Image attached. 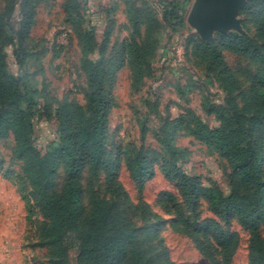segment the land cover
<instances>
[{
  "label": "trees",
  "instance_id": "16d2710c",
  "mask_svg": "<svg viewBox=\"0 0 264 264\" xmlns=\"http://www.w3.org/2000/svg\"><path fill=\"white\" fill-rule=\"evenodd\" d=\"M42 0H20V23L12 28L0 45V139L12 140V154L22 165L47 222L42 236L51 251V264H68L72 247H78V264H176L163 244L159 229L160 215L143 199L147 182L156 174L155 162L142 153L131 156L125 148L118 151L113 163L107 156L106 142L109 128V109L114 76L131 63L135 71L133 86L142 81L144 60L151 53L155 27L164 24L176 30L185 24L191 0H159L161 21L146 11L133 13L130 20L135 34L120 46L117 56L109 63L93 60L96 35L83 29V9L87 0H66L64 9L81 39L83 64L87 73L89 91L86 104L65 100L58 110L59 136L44 151L33 143V120L40 112L41 90L26 69L28 41ZM10 5V10L17 4ZM257 37L264 42V5L255 12ZM142 27H147L142 31ZM153 27V28H152ZM110 32L105 35V42ZM13 45L20 67L19 75L9 71L5 46ZM226 47L262 66L251 77V93L238 108L233 95L239 89L237 79L228 66L222 48ZM154 46H152L153 48ZM264 44L251 36L231 33L225 42L202 41L198 58L207 61L221 76L227 93V107L217 112L220 125L209 126L195 112L175 119H166L159 141L168 152L178 151L176 137L184 134L205 144L221 156L232 169L231 192L225 195L218 187L206 186L199 177L184 172L177 164L165 162V176L176 192H162L157 204L173 215L175 228L193 240L197 249L211 264H233L240 246L237 232L228 231L222 223L234 219L248 232V264H264ZM259 132L257 139L252 137ZM126 164L131 179L141 195L135 203L119 178L121 165ZM63 168L65 180L56 188L57 174ZM0 161V171L2 169ZM86 173L102 174L104 190L87 189ZM4 175L14 178L13 171ZM206 204L217 217L197 223L194 216ZM29 219L34 213L31 203ZM155 220V229L142 224ZM140 222H142L140 224ZM158 237L161 249L150 252L143 244Z\"/></svg>",
  "mask_w": 264,
  "mask_h": 264
},
{
  "label": "rangeland",
  "instance_id": "374dc122",
  "mask_svg": "<svg viewBox=\"0 0 264 264\" xmlns=\"http://www.w3.org/2000/svg\"><path fill=\"white\" fill-rule=\"evenodd\" d=\"M16 0H0V45L11 29H18L20 23V0L10 10ZM159 0H87L83 9V29H91L96 35L93 60L105 63L117 56L122 43L135 34V25L130 17L144 10L152 18L161 20ZM195 0H191L190 8ZM66 0H42L37 8L35 21L26 42L28 58L26 69L39 86L42 97L40 112L33 120V143L44 151L49 143L59 136L57 112L65 100L80 105L86 104L89 91L87 73L83 64L81 39L71 23L67 22L64 4ZM264 5V0H246L238 18L240 29L231 28L226 32L215 31L211 41H205L189 24L186 14L185 24L172 30L161 25L153 30L155 43L150 56L144 60L142 81L133 86L135 71L131 63L118 70L114 76L112 99L109 109V128L106 142L107 156L115 163L120 148H125L131 156L142 153L155 162L156 174L144 189L143 199L153 206L160 215L159 229L163 244L168 248L171 259L176 264H211L197 249L193 240L180 233L174 226L173 215L157 204L162 192H176L174 184L165 176V162L177 164L184 172L199 177L206 186L218 187L225 195L230 194L232 169L218 154L194 138L179 134L176 137L178 151L168 152L158 139L166 119H175L188 111L195 112L211 127L220 125L217 112L227 107V93L221 76L210 68V64L197 56V50L206 43L221 46L225 36L231 33L257 37L255 12ZM132 9V10H131ZM144 31L147 27H142ZM153 28V27H152ZM110 32L105 42V35ZM264 50V49H263ZM9 71L19 75L13 45L5 46ZM224 58L237 79L239 89L234 92L236 105L243 108V101L251 93V77L262 66L225 46ZM259 132L252 137L257 139ZM0 264H51L49 246L42 236V226L47 222L33 195L29 182L25 179L21 163L13 157L12 140L0 139ZM13 171L14 178L4 175L6 169ZM119 178L133 202L140 200L136 185L124 163L119 170ZM65 173L60 167L56 188L60 189ZM87 189L93 187L104 190L102 174L86 173ZM29 203L34 213L29 219ZM217 217L203 204L194 219L197 223ZM142 222H140L141 224ZM155 220L142 224L146 229H155ZM222 225L240 236V246L233 264H248V232L234 219ZM146 250L156 253L162 245L158 237L148 240L144 235ZM78 247L69 251L68 264H78Z\"/></svg>",
  "mask_w": 264,
  "mask_h": 264
},
{
  "label": "water",
  "instance_id": "95a60500",
  "mask_svg": "<svg viewBox=\"0 0 264 264\" xmlns=\"http://www.w3.org/2000/svg\"><path fill=\"white\" fill-rule=\"evenodd\" d=\"M246 0H195L188 15L189 24L205 41H211L215 31L240 29L238 18Z\"/></svg>",
  "mask_w": 264,
  "mask_h": 264
}]
</instances>
